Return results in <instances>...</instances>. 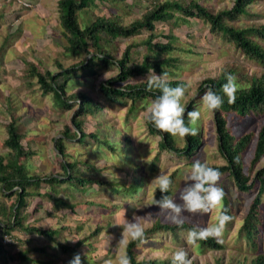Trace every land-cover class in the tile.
I'll use <instances>...</instances> for the list:
<instances>
[{
    "label": "rangeland",
    "instance_id": "374dc122",
    "mask_svg": "<svg viewBox=\"0 0 264 264\" xmlns=\"http://www.w3.org/2000/svg\"><path fill=\"white\" fill-rule=\"evenodd\" d=\"M28 1L31 6L23 8L18 0H0V9L4 7L5 12H8L7 19L0 18L2 48L0 51V153L9 151L4 143L7 137L5 124L10 118L9 111L14 110L19 117V127L25 133L23 143L26 149L36 152L23 158L22 162L32 174H49L62 170L58 164L61 157L55 148V138L61 134L65 123H71V117L78 105L72 109L65 108L64 103L59 101L54 93L43 94L35 80L28 82L24 72L27 67L26 62L37 61L40 62L41 69L49 68L55 71L59 70L56 59L67 67L85 59L87 53L73 54L65 50L66 39L62 34L57 0ZM153 1L95 0L89 8L79 12L80 22L85 26L93 20L95 14L117 13L123 17L125 23H128L139 17ZM178 1L186 4L190 0ZM201 1L218 9L230 6L232 0ZM251 11L261 15L242 17L239 22H264V0H256ZM157 27L169 29L171 25L168 22H158ZM174 29L178 32L176 41L178 49H175L173 54L183 60L179 67L173 69L174 72L169 77L184 79L187 87L176 94L177 102L173 116L177 119L181 111L193 100L190 126L202 144L191 156L168 150H163L157 156L160 136L149 135L145 120L152 109H158L163 104L153 99L146 110L134 109L129 116V100L126 103L112 102L99 90L100 82L117 72L115 66L93 75H88L86 70L75 74L69 80L68 92L88 93L103 105L104 111H97L98 113L92 111L86 123L87 131L95 130L100 139L109 137V140H106L115 143L118 152L112 154L102 146L103 144L96 142L87 145L68 139L67 152L70 156L66 158L71 160L79 158L82 161L88 157L100 166L107 164L123 166L129 172L116 168V170L103 171L114 181L121 182L116 184L120 187L122 184L128 185L134 179L140 180L143 177V180L138 186L140 190L133 194H118L97 185L81 189L70 187L68 193L60 191L61 196L77 202L74 209L60 207L58 211H54L52 201L48 198L37 195L30 198L31 206L26 212L27 217H30L28 222L35 223L39 219L37 224L42 227L66 225L57 233L61 241L73 244L78 238L89 234L98 224L104 226L100 234L89 240L91 244L87 245L88 247L84 245L77 251L58 253L51 245L47 244V248L46 242V253L34 256L41 258L40 264H128L125 256L128 240L137 231L150 226L157 219L194 221L217 235L224 246L221 249L200 252L188 232L182 231L178 239L171 232L166 231L154 236V239L163 240L161 244L141 243L138 250L140 259L174 258L183 253L186 258L175 264H230L231 262L243 264L258 252L264 251V225L262 232L258 234L259 245L256 248L251 246L250 240L239 234L244 214L258 190V185L251 190L241 191L235 182L223 173L207 176L202 169L188 164L193 158L203 159L210 164L225 162L218 148L208 93L199 94V80L207 76H216L221 67L233 64L235 67L233 87H239L242 84L241 79L237 77L239 72L260 73L264 70V63L250 59L220 36L212 35L208 38V26L199 19H190L189 23H181ZM147 33L143 31L132 38L121 37L118 45L124 47L127 42L141 43ZM121 49L118 50V55ZM145 51L146 47L140 45L133 57L139 61ZM147 76L155 78L158 73L153 72ZM91 106L93 107V103ZM98 120L101 123L97 125ZM128 120L130 121L127 122ZM263 122L264 113H253L244 118L227 113V126L235 136L244 131L257 132ZM126 126L130 130L126 134L130 136L132 142L125 146L121 141L124 139L122 129H126ZM174 137L179 145H183L186 141L177 129L174 130ZM84 141L98 140L86 138ZM254 145L255 139L243 156L247 167L250 164ZM156 157V165L152 169L151 161ZM263 166L264 157L255 165V171ZM175 169L178 171V177L173 193L165 202H156L157 186ZM202 193H205L203 200L205 211L199 205ZM224 194L230 199V220L220 215ZM13 198L15 199V195L6 196L0 185V211L7 213L10 203L14 201L11 200ZM86 199L94 200L95 203L92 204ZM41 201L42 206L32 213ZM39 240H43L42 244H44L46 238L40 236ZM49 241L57 245L51 239Z\"/></svg>",
    "mask_w": 264,
    "mask_h": 264
},
{
    "label": "trees",
    "instance_id": "16d2710c",
    "mask_svg": "<svg viewBox=\"0 0 264 264\" xmlns=\"http://www.w3.org/2000/svg\"><path fill=\"white\" fill-rule=\"evenodd\" d=\"M255 1L232 0L230 6L215 9L205 5L201 0H190L186 4L178 0H154L139 17L128 23H125L123 17L117 13L95 14L93 20L82 26L79 12L89 8L95 0H57L62 34L66 39L65 50L73 54L86 52L87 56L67 67L56 59L59 70L55 71L49 68L41 69L40 62L27 60L25 78L28 82L35 80L43 94L54 93V96L64 103L65 108L72 109L78 106L73 112L71 123H65L61 134L55 138V148L61 157L58 164L62 170L49 174H32L27 170L22 159L36 152L26 149L23 143L25 133L18 124L19 117L16 116L14 110L9 111L10 118L5 124L7 137L4 140L9 151L0 153V185L6 196L15 195V199L9 209L7 208V213L0 211V264H4L8 257L13 260L20 259V256L13 255L11 249H8L10 247L3 242L6 235L15 236L16 231L35 233L49 238L58 245H54L58 253H67L72 250L77 251L84 245L88 247L87 245L91 244L89 240L100 234L104 228L102 224H98L89 234L78 238L73 244L61 241L57 233L66 225L42 227L37 224L39 219L35 223L28 222L30 217H27L26 212L31 203L30 198L36 195L48 198L52 201L53 210L58 211L60 207L70 209L76 207L77 202H72L59 194L60 191L70 192V187L81 189L97 185L118 194H133L140 190L138 186L143 177L140 180L134 179L128 185L122 184L120 187L116 184L121 182L114 181L112 177L104 173L108 169H124L129 172L123 166H110L109 164L100 166L88 157L82 161L79 158L72 160L66 158L70 156L67 152L66 140L68 139L87 145L96 142L103 144L102 146H105L112 154L118 152L115 143L107 141L109 137H106L107 140L100 139L95 130L87 131L86 123L92 111H104L101 101L82 91L68 92L69 80L81 70H86L88 75H93L115 66L117 72L103 79L99 84V90L105 98L112 102L126 103L129 100V116L134 109L146 110L153 99L160 101L163 105L158 109H152L145 120L149 135L160 136L157 156L163 150L191 156L202 142L198 141L195 131L190 126L193 100L181 111L177 119L173 116L177 102L176 94L187 87L184 79L169 77L174 72L173 69L179 67L183 60L173 54V51L178 49L176 43L178 32L174 28L181 23H189L190 19H199L208 26V38L212 35L220 36L250 59L264 63V22H239L242 17L261 15V13L251 11ZM158 22H168L171 28L158 29ZM143 31L148 33L141 43L127 42L124 47L118 45L119 38H132ZM140 45H144L146 51L142 59L138 61L133 55ZM120 48L122 49L118 55ZM153 72H157L158 76L155 78L147 76ZM234 77L235 67L229 64L221 67L216 76H207L198 82L199 94L208 93L217 132L218 148L225 162L210 164L203 159L193 158L188 164L202 169L207 176L223 173L224 176L230 177L241 191L251 190L258 185V190L252 197L239 228L240 236L246 237L250 240L251 246L256 248L259 245L258 234L262 232L264 225V166L255 171V165L264 157V122L257 132L244 131L235 136L227 126V113L235 114L240 118L253 113H264V70L251 74L246 71L239 72L237 77L242 83L239 87H233ZM99 123L101 122L98 120L97 125ZM175 129L186 140L183 145L176 142ZM128 131L130 132L127 126L126 129H122L124 139L121 142L125 146L132 142L130 136L126 134ZM86 138L98 141H84ZM254 139L253 154L247 167L243 156ZM156 159L157 157L151 161L152 169L156 165ZM177 174L178 171L175 169L157 186L156 202L162 203L169 199L176 184ZM44 185L48 186L44 187ZM204 198L205 193H202L199 205L205 211ZM229 200V197L224 194L220 215L226 220L231 218ZM86 201L95 203L94 200L86 199ZM41 206L42 201L37 204L32 213ZM166 231L171 232L178 239L182 231L188 232L200 252L208 249H221L224 246L223 241L217 235L202 228L194 221L157 219L150 226L137 231L128 240L125 247L128 264L182 262L186 258L183 253L174 258L140 259L138 257L142 242L161 244L163 240L154 239V236ZM44 250L45 246H34L31 247L29 253ZM230 264L238 263L231 262ZM243 264H264V251L258 252Z\"/></svg>",
    "mask_w": 264,
    "mask_h": 264
},
{
    "label": "crops",
    "instance_id": "0c3cea01",
    "mask_svg": "<svg viewBox=\"0 0 264 264\" xmlns=\"http://www.w3.org/2000/svg\"><path fill=\"white\" fill-rule=\"evenodd\" d=\"M3 8L4 7H2V9H0L1 10L0 11V18L4 17L5 19H7L8 18L7 17L8 12H5V9H3ZM10 10L13 11V9H10ZM11 200H14V198L11 199ZM14 234H15V236H13V238H14L15 241H12V242H10V243H8L6 245H8V247H10L8 249H11L10 251L12 252V254L20 256V259H14L13 260L11 257H8L4 261V264H36V262L38 264H40L39 261L41 260V258L40 259H39V257L35 258L34 256H35V254L37 255L39 253L45 254L47 250H44L42 252L39 251V252L29 253V251L31 250V247L42 246V245L45 246V243L47 242L46 246L48 244V245H51L52 248L56 249V247L47 238L44 241V244H42V241L44 239L42 241H40L39 240L40 235H38V234L27 233V232H24V231H16ZM47 248H48V246H47ZM22 254H24V255H22ZM41 262H42V260H41Z\"/></svg>",
    "mask_w": 264,
    "mask_h": 264
},
{
    "label": "built area",
    "instance_id": "2783aa9c",
    "mask_svg": "<svg viewBox=\"0 0 264 264\" xmlns=\"http://www.w3.org/2000/svg\"><path fill=\"white\" fill-rule=\"evenodd\" d=\"M18 2H20L22 4V6H25V7L31 6L30 1H28V0H18ZM12 241H15L12 235H6L3 239V242L5 244H8Z\"/></svg>",
    "mask_w": 264,
    "mask_h": 264
}]
</instances>
